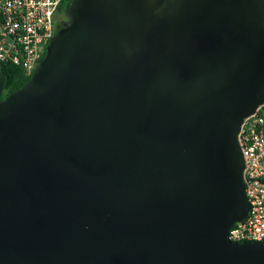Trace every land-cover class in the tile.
<instances>
[{
	"label": "water",
	"instance_id": "obj_1",
	"mask_svg": "<svg viewBox=\"0 0 264 264\" xmlns=\"http://www.w3.org/2000/svg\"><path fill=\"white\" fill-rule=\"evenodd\" d=\"M66 14L0 101V264H264L226 238L248 211L237 136L264 100V0Z\"/></svg>",
	"mask_w": 264,
	"mask_h": 264
},
{
	"label": "built area",
	"instance_id": "obj_2",
	"mask_svg": "<svg viewBox=\"0 0 264 264\" xmlns=\"http://www.w3.org/2000/svg\"><path fill=\"white\" fill-rule=\"evenodd\" d=\"M66 0H0V66L31 76L56 32V14ZM237 141L244 161L246 217L227 232L231 243L264 244V100L245 118Z\"/></svg>",
	"mask_w": 264,
	"mask_h": 264
},
{
	"label": "trees",
	"instance_id": "obj_3",
	"mask_svg": "<svg viewBox=\"0 0 264 264\" xmlns=\"http://www.w3.org/2000/svg\"><path fill=\"white\" fill-rule=\"evenodd\" d=\"M69 2L70 0H66L59 9L64 8V10H67ZM0 72L4 77V88L0 95V101L10 93L19 90L30 78L20 68L11 65L0 66Z\"/></svg>",
	"mask_w": 264,
	"mask_h": 264
},
{
	"label": "flooded vegetation",
	"instance_id": "obj_4",
	"mask_svg": "<svg viewBox=\"0 0 264 264\" xmlns=\"http://www.w3.org/2000/svg\"><path fill=\"white\" fill-rule=\"evenodd\" d=\"M66 13H67V10H64V8H61L58 10L56 14V23H55L56 30L64 27L67 24L68 17Z\"/></svg>",
	"mask_w": 264,
	"mask_h": 264
}]
</instances>
